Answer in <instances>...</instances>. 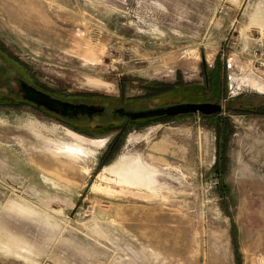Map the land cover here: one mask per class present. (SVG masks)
I'll use <instances>...</instances> for the list:
<instances>
[{
  "label": "rangeland",
  "instance_id": "obj_1",
  "mask_svg": "<svg viewBox=\"0 0 264 264\" xmlns=\"http://www.w3.org/2000/svg\"><path fill=\"white\" fill-rule=\"evenodd\" d=\"M0 58V264H264V113L242 107L264 102V0H0ZM14 76L222 111L102 132Z\"/></svg>",
  "mask_w": 264,
  "mask_h": 264
},
{
  "label": "water",
  "instance_id": "obj_2",
  "mask_svg": "<svg viewBox=\"0 0 264 264\" xmlns=\"http://www.w3.org/2000/svg\"><path fill=\"white\" fill-rule=\"evenodd\" d=\"M20 92L25 101L38 107H45L47 110L61 115L78 116L79 114L92 115L101 112L102 109L94 105L84 103H72L52 96L51 94L38 89L25 80L19 81ZM242 107L249 111L264 113V102L244 103ZM222 111V105L214 102H182L168 106L153 107L137 111H125L120 109L121 114H126L131 119H153L165 116H175L185 113L202 112L214 114Z\"/></svg>",
  "mask_w": 264,
  "mask_h": 264
},
{
  "label": "flooded vegetation",
  "instance_id": "obj_3",
  "mask_svg": "<svg viewBox=\"0 0 264 264\" xmlns=\"http://www.w3.org/2000/svg\"><path fill=\"white\" fill-rule=\"evenodd\" d=\"M0 60H1V58H0ZM0 65H3L2 61L0 62ZM1 76H2V73L0 72V77ZM2 78L4 79V81L7 80L3 76H2ZM14 80H15V84L18 86V89H15V91H16L15 93H17L21 97V99L24 100L22 97V94L20 92V85H19L20 76H14ZM32 85L37 87L38 89H41V90L51 94L52 96H54L56 98L61 99V100L69 101L72 103H84V104L94 105L98 108H101L102 109L101 112H96L92 115L79 114L78 116H69V115L57 114L55 112L47 110L45 107L36 106L38 109L42 110L45 113L55 115L56 117H58V119H60V121H62L64 123L71 124V123L77 121V124H79L78 121H81V122L83 121V122L89 124L90 126H93V128H96L97 130H100L102 132L107 131L108 133H110V132L111 133H123L129 127H133L137 124H140V122H143V121H145V122L149 121V119L133 120L129 116H127L126 114H121L120 109H124L125 111H137V110H143V109H148V108L153 107L151 105L143 106L139 102L129 103V104L125 103L124 105L117 106L116 104H110V103H97V101L96 102L91 101L89 98H83L84 100H80V101L66 100V99H63L61 97H58L56 94H53V93H50V92L44 90L43 88L39 87L38 85H35V84H32ZM86 99H88L90 101H88ZM198 102H200V101H198ZM201 102H211V101H201ZM30 104H32V103H30ZM32 105H34V104H32ZM166 106H168V105H166ZM116 116L118 117L119 121H116V120L110 121L111 117H116ZM168 117H171V116H165V117H160V118L165 119ZM120 119H121V121H120ZM70 121H73V122L70 123Z\"/></svg>",
  "mask_w": 264,
  "mask_h": 264
},
{
  "label": "trees",
  "instance_id": "obj_4",
  "mask_svg": "<svg viewBox=\"0 0 264 264\" xmlns=\"http://www.w3.org/2000/svg\"><path fill=\"white\" fill-rule=\"evenodd\" d=\"M4 65V64H3ZM5 68V67H4ZM4 68H2L1 70H3L4 71ZM211 82H210V80L209 79H207V84L209 85ZM211 86V87H210ZM209 87H210V89H212V91H210L211 93H212V98H216L217 97V95H218V93H219V88H220V81L218 80V79H216V78H214L213 77V83H212V85H209ZM209 92V91H208ZM207 92V93H208ZM159 94H161V92L160 93H156V94H153V96H157V95H159ZM201 94V91H199V95ZM203 95V94H202ZM212 100V99H211ZM179 102H181V101H179ZM183 102H185V101H183ZM142 105L143 106H149L148 104H146V103H142ZM243 111H245V110H243ZM249 112V111H248ZM260 113V112H259ZM154 119H156V120H158V118H153L152 120H154ZM149 120H151V119H149ZM226 125L227 126H229L230 124H229V122L227 121L226 122ZM226 130H228V129H225V130H223V131H221L220 130V128H219V130H218V132L220 133V134H222V133H224ZM224 158H225V160H227L228 159V156L226 155V154H224ZM238 253V252H237ZM237 256H238V254H237Z\"/></svg>",
  "mask_w": 264,
  "mask_h": 264
},
{
  "label": "bare ground",
  "instance_id": "obj_5",
  "mask_svg": "<svg viewBox=\"0 0 264 264\" xmlns=\"http://www.w3.org/2000/svg\"><path fill=\"white\" fill-rule=\"evenodd\" d=\"M260 90H263L264 91V86L263 87H261V89Z\"/></svg>",
  "mask_w": 264,
  "mask_h": 264
}]
</instances>
